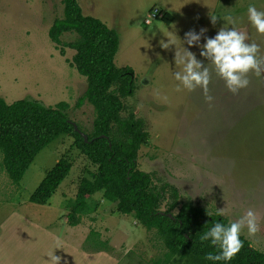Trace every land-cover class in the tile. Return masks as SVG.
<instances>
[{
  "label": "rangeland",
  "instance_id": "rangeland-1",
  "mask_svg": "<svg viewBox=\"0 0 264 264\" xmlns=\"http://www.w3.org/2000/svg\"><path fill=\"white\" fill-rule=\"evenodd\" d=\"M76 2L84 14L117 32L114 63L133 70L134 92L123 99L126 110L120 115L130 110L144 122L147 139L138 150V168L150 172L156 184L177 187L179 202L223 210L229 222L253 210L259 231L250 235L245 226L241 235L264 251V73L250 72L248 86L233 94L200 56V47L184 42L189 31L206 29L203 44L220 28L230 30L231 17L264 58V35L248 19L249 5L264 11V0ZM62 13L61 0H0V96L6 103L24 96L51 105L65 100L69 119L90 132L91 105L75 104L86 80L72 64L74 49L48 34ZM166 13L170 22L162 17ZM74 37L73 32L61 35L63 41ZM166 43L168 48L162 46ZM186 49L211 73V102L202 89L189 92L175 79L176 72H183L176 53L184 55ZM72 141L70 134H60L45 144L17 183L3 169L0 154V264H50L53 252L61 257L59 264H152L165 251L154 229H146L133 213L117 212L101 192L87 200L89 208L77 222H69L78 178L84 168L94 169ZM63 153L72 161L69 173L47 202L30 201L29 194Z\"/></svg>",
  "mask_w": 264,
  "mask_h": 264
},
{
  "label": "trees",
  "instance_id": "trees-1",
  "mask_svg": "<svg viewBox=\"0 0 264 264\" xmlns=\"http://www.w3.org/2000/svg\"><path fill=\"white\" fill-rule=\"evenodd\" d=\"M63 13L48 29L56 43L74 49L71 60L85 76L86 87L76 105L88 102L93 110L91 131L85 134L74 128L65 100L44 104L35 97L24 96L6 103L0 96V154L2 167L10 180L17 183L35 154L60 134H70L72 145L90 161L94 169L84 168L77 181L75 197L69 201V222L75 223L88 209L87 200L97 192L113 202L115 210L133 213L146 229H154L165 247L163 255L152 264H264V251L250 245L242 235L243 248L231 261L206 259L219 249L200 237L215 223L230 224L208 209L191 201L179 202V192L172 183L156 184L150 172L138 168L137 154L146 142L147 131L142 118L125 109L123 99L134 92L133 70L116 66L114 56L119 45L117 32L103 21L84 14L76 0H61ZM162 15L166 22L171 15ZM63 32L75 37L63 41ZM72 161L65 153L49 167L29 194L32 202L45 203L69 173ZM164 201L165 208L160 205ZM178 206L176 212L172 210ZM171 212L173 216H169Z\"/></svg>",
  "mask_w": 264,
  "mask_h": 264
},
{
  "label": "clouds",
  "instance_id": "clouds-1",
  "mask_svg": "<svg viewBox=\"0 0 264 264\" xmlns=\"http://www.w3.org/2000/svg\"><path fill=\"white\" fill-rule=\"evenodd\" d=\"M248 19L256 31L264 35V11H258L254 5L248 7ZM216 17H212L215 24ZM228 23L233 25L229 28H220L214 37H204L205 42L200 43L206 29H201L199 33L189 31L185 34V41L189 46L200 47V56L206 58L214 66V71L224 82L226 88L233 94H237L240 89L246 88L249 84L248 74L254 72L260 76L264 73V58L260 56V47L257 43L246 42L248 37L237 31L235 25L237 20L228 18ZM171 44H174L171 43ZM169 47V43L162 45ZM176 63L183 65V72H176L175 79L179 81L189 92L200 88L203 90L205 100L211 102L213 97L209 95V84L211 73L196 54L186 49L184 55H179ZM211 106V105H210ZM218 215H225L224 211ZM247 227L248 233L254 235L259 231L256 213L249 209L239 220L230 222L227 226L217 222L200 239L210 241L211 245L218 247L219 253L213 255L209 253L206 259L213 261H231L243 248V241L240 239L241 232ZM57 248H60L57 241ZM50 264H59L61 257L54 254L49 255Z\"/></svg>",
  "mask_w": 264,
  "mask_h": 264
},
{
  "label": "water",
  "instance_id": "water-1",
  "mask_svg": "<svg viewBox=\"0 0 264 264\" xmlns=\"http://www.w3.org/2000/svg\"><path fill=\"white\" fill-rule=\"evenodd\" d=\"M72 125L74 126L75 129H77L82 135L85 141H87V134H85L81 129H79L78 125L74 121H72ZM169 216H173L171 212H167Z\"/></svg>",
  "mask_w": 264,
  "mask_h": 264
},
{
  "label": "built area",
  "instance_id": "built-area-1",
  "mask_svg": "<svg viewBox=\"0 0 264 264\" xmlns=\"http://www.w3.org/2000/svg\"><path fill=\"white\" fill-rule=\"evenodd\" d=\"M157 12H158V8L157 7H154L153 10H152V12H151V14L153 16H155Z\"/></svg>",
  "mask_w": 264,
  "mask_h": 264
}]
</instances>
